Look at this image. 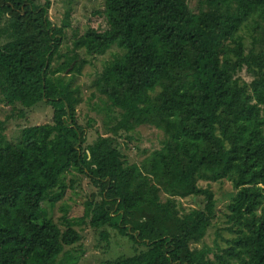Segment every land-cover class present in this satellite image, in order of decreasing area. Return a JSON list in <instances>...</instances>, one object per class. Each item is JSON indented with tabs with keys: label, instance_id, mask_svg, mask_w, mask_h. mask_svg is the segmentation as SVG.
Instances as JSON below:
<instances>
[{
	"label": "trees",
	"instance_id": "1",
	"mask_svg": "<svg viewBox=\"0 0 264 264\" xmlns=\"http://www.w3.org/2000/svg\"><path fill=\"white\" fill-rule=\"evenodd\" d=\"M101 1L105 28L87 27L62 51L49 0H0V102L51 110L15 140L0 120V264L73 262L65 249L85 221L144 247L100 264H264V0ZM111 46L120 53L91 81L99 132L94 118L78 122L73 82L86 57ZM139 126L161 139L130 162L117 139ZM77 176L91 191L76 221L61 217L62 230L43 204ZM223 180L233 193L219 210L198 183ZM218 219L223 246L198 245Z\"/></svg>",
	"mask_w": 264,
	"mask_h": 264
},
{
	"label": "rangeland",
	"instance_id": "2",
	"mask_svg": "<svg viewBox=\"0 0 264 264\" xmlns=\"http://www.w3.org/2000/svg\"><path fill=\"white\" fill-rule=\"evenodd\" d=\"M42 1V0H35ZM50 8L48 10L49 22L53 25L54 33L57 31L63 35L61 50H65L66 46L70 45V40L75 34L83 33L87 27H92L97 30L105 28V20L102 12L101 0H49ZM193 6V3L190 4ZM70 8V27L62 29L61 21L64 13ZM114 53H120V49L116 46H111L105 52L86 57L87 64L81 68V73L74 79L73 84L79 87V95L81 98L80 104L76 108L78 122L81 125L87 123V119L94 118L95 123L91 124L92 129L101 130L100 119L103 117V112L97 113L93 110L94 105L101 108L100 103L95 97H91L93 89L91 81L94 74L97 73L101 66L112 59ZM51 110L43 103H37L30 109H20L18 106L11 109L4 103L0 102V120L4 121L6 130L5 135L11 140H15L19 129L23 126L36 125L48 122L50 120ZM89 130L87 143H90L96 136L94 131ZM131 140L124 137L118 138L123 152L127 155L130 162H137L142 157V151L154 148L158 145L161 139V134L148 126H139L131 133ZM72 175H66L65 182L69 183V178ZM199 186L209 187L216 200V207L221 210L224 204L233 193V189L228 181L221 182H206L199 181ZM91 191L90 186L86 183L82 176H77L73 188L66 187L64 196L57 201L52 207L43 204L45 214L56 223L60 229H64L60 219L62 216L67 219H75L82 214L83 202L87 198V194ZM182 204L187 207L198 206L197 198H186L181 200ZM64 210L66 215H64ZM222 220L218 219L209 228L202 243L208 246H213L214 241L218 245L223 246V239L229 237V234L222 230ZM74 229L80 234V240L72 247L66 248L65 251L76 258L69 264H100L105 261L114 260L120 257L131 256L144 247L133 245L126 237L120 236L115 230L110 228L92 229L87 222L74 226ZM107 232V238L103 239L101 231ZM216 233L218 236H216ZM62 258V257H60ZM65 264V262L63 263Z\"/></svg>",
	"mask_w": 264,
	"mask_h": 264
}]
</instances>
